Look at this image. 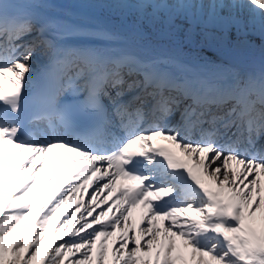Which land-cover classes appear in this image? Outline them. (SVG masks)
Here are the masks:
<instances>
[{"label":"snow or ice","instance_id":"snow-or-ice-1","mask_svg":"<svg viewBox=\"0 0 264 264\" xmlns=\"http://www.w3.org/2000/svg\"><path fill=\"white\" fill-rule=\"evenodd\" d=\"M52 6L0 0V264H94L102 237L95 264H108L107 238L118 229L112 264H264V70L241 75L172 54L136 55L114 47L118 33L47 15ZM121 6L167 35L181 19L209 42L264 38V0ZM39 55L35 119L51 130L44 140L22 122ZM50 159L45 189L60 177L66 186L36 204ZM89 181L88 204L61 214ZM103 192L119 195L97 202ZM101 204L108 207L97 213Z\"/></svg>","mask_w":264,"mask_h":264},{"label":"bare ground","instance_id":"bare-ground-1","mask_svg":"<svg viewBox=\"0 0 264 264\" xmlns=\"http://www.w3.org/2000/svg\"><path fill=\"white\" fill-rule=\"evenodd\" d=\"M48 2L53 6L47 9V11H50L53 15L46 12L47 15L64 20H71L74 23L90 28H106L118 33L119 36L114 47L124 49L136 55L172 54L178 56L183 64L192 68H200L206 63H210V66L214 70L224 71L225 73L238 72L241 75L259 73L264 70V38H262L258 32L248 37H237L233 34L230 39L209 42L203 37L199 30L190 33L188 31L189 25L181 19H177L176 23L179 27L171 35L163 33L158 25L152 27L147 23H138V14L136 10L134 8L121 6L123 3L134 4L136 0H48ZM169 2H171V0H169ZM149 11L151 10L149 9ZM29 41L31 40H26V42ZM45 62L46 57L43 55L33 58L32 63L33 69L35 70L32 73L33 86L38 78L37 72ZM33 86L28 91V95L33 90ZM38 123H27L24 124V126L36 139L44 140L46 134L51 130L47 128L46 122L43 121V128H40ZM159 143L164 144L166 142L159 140ZM57 155L58 153H51L50 158ZM17 165L18 161L12 168L13 183L15 182ZM233 167L235 168L234 163ZM71 171L74 173L76 169H72ZM7 174V171H5V176H7ZM51 174L52 164L50 159V164L45 168L42 180L36 189V204H39L38 200L41 196V200H45L55 192L58 185L61 188L66 186L64 177H60L54 180L49 188L45 189L44 184ZM72 182L76 181L73 180ZM88 184L91 185L88 187V193H84L83 188L78 190L75 193V198L69 197L64 208L61 209V214L67 210L69 206L75 207L81 203L85 205L88 204V197L86 198L85 196L90 194L95 186L92 181H89ZM120 185L135 186L134 182L131 181H121ZM117 195H119L118 192L112 193L111 196H108L107 192H103L97 196V202L102 201L105 196H108L109 204H111L112 200L115 199ZM92 206L94 207L95 205ZM107 207L108 204H101L100 208L96 209V212L98 213L101 208ZM81 211H83V209H81ZM113 211H115V208H113ZM61 214H58L57 219H60ZM95 214L96 213H94V215ZM77 215H79V213ZM109 216H111V213H109ZM89 219L91 218L89 217ZM104 219L107 220L108 217ZM132 219L137 226L140 225V215L136 210L133 211ZM53 223L55 225V221ZM119 235H121V232L118 229L115 236L107 238L108 264H112L113 246L116 245ZM103 239L102 237L96 242V249L93 253L96 256L95 260L98 258L100 243Z\"/></svg>","mask_w":264,"mask_h":264},{"label":"rangeland","instance_id":"rangeland-1","mask_svg":"<svg viewBox=\"0 0 264 264\" xmlns=\"http://www.w3.org/2000/svg\"><path fill=\"white\" fill-rule=\"evenodd\" d=\"M246 11V12H245ZM244 14H245V16H247L248 14H249V11H248V9H244ZM25 40V41H24ZM23 41V43H26V40H28V38H26V39H24ZM20 42V41H19ZM18 42V43H19ZM262 179H263V177H262ZM9 194H11V187L9 188ZM88 195L89 194H87V196H85L86 198L88 197ZM42 199V196H41V198L38 200V202L39 203H41V202H43V200H41ZM66 238V237H65ZM93 256H94V260H95V258H96V256H95V254H93Z\"/></svg>","mask_w":264,"mask_h":264}]
</instances>
